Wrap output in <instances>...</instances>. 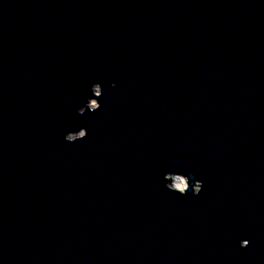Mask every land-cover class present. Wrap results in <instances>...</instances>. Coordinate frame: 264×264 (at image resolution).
Returning <instances> with one entry per match:
<instances>
[{"label":"water","instance_id":"1","mask_svg":"<svg viewBox=\"0 0 264 264\" xmlns=\"http://www.w3.org/2000/svg\"><path fill=\"white\" fill-rule=\"evenodd\" d=\"M0 264H264V0H0Z\"/></svg>","mask_w":264,"mask_h":264},{"label":"rangeland","instance_id":"2","mask_svg":"<svg viewBox=\"0 0 264 264\" xmlns=\"http://www.w3.org/2000/svg\"><path fill=\"white\" fill-rule=\"evenodd\" d=\"M91 105L94 106L95 102H93V104H91ZM171 185H172V187L181 189L185 186V180L182 177L174 176Z\"/></svg>","mask_w":264,"mask_h":264}]
</instances>
